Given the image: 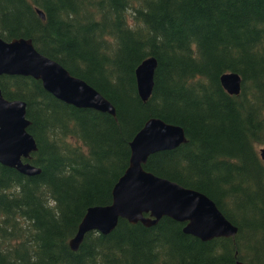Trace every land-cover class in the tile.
Listing matches in <instances>:
<instances>
[{"label":"trees","instance_id":"16d2710c","mask_svg":"<svg viewBox=\"0 0 264 264\" xmlns=\"http://www.w3.org/2000/svg\"><path fill=\"white\" fill-rule=\"evenodd\" d=\"M0 38L30 39L116 112L0 76L4 98L26 103L37 144L29 162L41 170L27 177L0 165V264H264V0H0ZM149 57L157 67L143 102L135 69ZM227 72L241 77L237 96L220 83ZM150 118L182 127L187 143L143 168L206 195L237 234L203 242L168 217L152 227L120 220L73 252L86 210L111 203L129 143Z\"/></svg>","mask_w":264,"mask_h":264},{"label":"water","instance_id":"95a60500","mask_svg":"<svg viewBox=\"0 0 264 264\" xmlns=\"http://www.w3.org/2000/svg\"><path fill=\"white\" fill-rule=\"evenodd\" d=\"M37 13L45 19L40 10ZM156 67L157 60L149 57L135 69L137 94L143 102L152 94ZM3 75L33 78L41 82L46 92L65 104L116 116L115 108L106 98L38 52L30 39L5 41L0 38V76ZM241 82L235 72L220 77L224 90L234 96L239 95ZM30 124L26 118V103L5 99L0 89V165L34 177L41 170L29 162L32 153L37 151V144L28 132ZM186 143L182 127L159 118L148 119L129 143L128 167L112 188L111 203L86 210L69 242L70 249L76 252L87 233L109 235L120 220L152 227L163 217H168L184 224V234L203 242L234 237L237 227L225 218L210 198L143 168L149 156ZM259 156L264 161V147L259 150Z\"/></svg>","mask_w":264,"mask_h":264},{"label":"bare ground","instance_id":"6f19581e","mask_svg":"<svg viewBox=\"0 0 264 264\" xmlns=\"http://www.w3.org/2000/svg\"><path fill=\"white\" fill-rule=\"evenodd\" d=\"M39 52V51H38ZM43 55V54H42ZM46 57V56H45ZM48 58V57H47ZM50 59V58H49ZM56 62V61H55ZM58 63V62H57ZM59 64V63H58ZM239 75V74H238ZM222 76V75H221ZM240 76V75H239ZM241 78V77H240ZM237 263H244V264H248V263H245V262H241V261H237ZM236 263V264H237Z\"/></svg>","mask_w":264,"mask_h":264},{"label":"rangeland","instance_id":"374dc122","mask_svg":"<svg viewBox=\"0 0 264 264\" xmlns=\"http://www.w3.org/2000/svg\"><path fill=\"white\" fill-rule=\"evenodd\" d=\"M264 146H260V147H257V152H258V154H259V150L261 149V148H263Z\"/></svg>","mask_w":264,"mask_h":264}]
</instances>
